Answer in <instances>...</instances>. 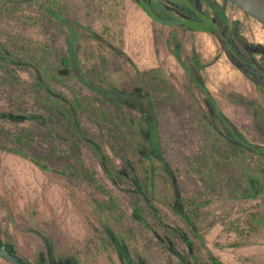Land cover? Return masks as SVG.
Segmentation results:
<instances>
[{
	"label": "rangeland",
	"instance_id": "obj_1",
	"mask_svg": "<svg viewBox=\"0 0 264 264\" xmlns=\"http://www.w3.org/2000/svg\"><path fill=\"white\" fill-rule=\"evenodd\" d=\"M2 1L5 5L21 1L14 14L0 7L2 41L7 39V32L17 33L30 45L49 43L58 56L68 52L74 37L81 49L91 45L94 59L90 62L105 67V78L98 81V87L112 89L111 97L119 95L124 100L123 109L116 115L132 122L140 154L132 164L130 159L125 180L111 182L90 147L81 145L86 164L124 209L120 222L115 213L101 209L95 202L94 197L104 200L106 194L97 192L73 168L66 169L65 163H52L44 169L29 158L0 149V243L34 264H125L123 250H127L133 264H184L180 255H186L188 264H216L213 258L222 264H264V135L247 110L248 105L264 109V70L253 76L232 61L235 53L245 50L256 62H263L260 49L242 45V35L264 45V22L229 0H165L164 6L161 0H148L147 4L155 6L167 20L187 23L189 18L185 27L155 22L141 7L144 0H121V14L116 20L107 17L109 7L99 0H65L69 17L77 23L70 31L67 24L56 27L50 21L42 5L44 0ZM173 1L185 4L190 10L185 9L187 15L174 11L170 5H175ZM24 15H34L39 20L25 23ZM107 23L110 33L104 32ZM157 25L164 30L162 42L157 39ZM226 36L230 46L224 41ZM78 56L81 64L86 63L84 49L78 51ZM155 66L164 67L181 90L185 82L193 81L199 108L211 127L222 135L229 129L238 140L258 147L257 151L256 147H247L250 157L242 153L225 158L213 149L215 136L190 132L191 128L183 125V115L169 109L151 116L144 112L136 103L140 99L136 88L141 84V70ZM20 76L29 78L27 71H20ZM72 84L78 87L79 82ZM124 86L128 92L122 93ZM81 87L86 94H95L86 85ZM207 96L213 97L226 124L211 110ZM107 105L116 109L114 103ZM13 108L6 97L0 98V126L15 130L17 126L33 125L30 119L9 118L7 112ZM98 108L97 112L105 107ZM93 112L84 115L85 123L102 132L105 151L113 156L118 169L123 168V159L111 148L113 144L121 150L114 126L103 132L90 119L97 116ZM42 129L36 131L38 139ZM65 145L62 142L61 147ZM120 153L124 154V150ZM191 157L200 166L197 184L188 174ZM233 173L240 175L245 187L257 189V196H212L211 202L201 206L194 228L182 214L180 194L193 195L199 184L214 188L223 175ZM139 176L147 178L151 194L149 198L142 196V203L158 209L146 220L133 215L130 198L134 178ZM176 181L181 184L180 194ZM184 235L194 243L193 248L184 241ZM0 264L12 263L0 256Z\"/></svg>",
	"mask_w": 264,
	"mask_h": 264
},
{
	"label": "trees",
	"instance_id": "obj_2",
	"mask_svg": "<svg viewBox=\"0 0 264 264\" xmlns=\"http://www.w3.org/2000/svg\"><path fill=\"white\" fill-rule=\"evenodd\" d=\"M32 1L29 2L32 3ZM99 1L108 5L109 9L106 15L110 20L118 19L121 14V0ZM4 2L0 0V7L4 6V12L7 10L9 14L17 12L21 3L19 1L18 5H5ZM44 4L46 14L50 16V21L56 27L67 24L70 31H72L73 27L77 25L76 21L69 17L70 12L68 10L70 8L65 0H44L42 5ZM141 4L150 14L151 12L145 4ZM2 13L3 11H0V14ZM152 17L158 20L157 17L153 15ZM24 19L25 23L27 21L36 23L39 20L34 15H24ZM110 29V24L107 23L104 32L110 33ZM156 29L158 30L157 39L162 42L164 40V30L158 25ZM7 33V39L5 41L0 40V98L6 97L14 107L7 112L9 118L14 121L17 119H30L33 125L29 127L25 125L17 126L15 130L0 126V149L29 158L44 169L50 168L53 165L52 163H65L66 169L73 168L76 175L96 188L97 192L106 194L104 200L94 197L95 202L101 209L108 208L115 213L121 222L124 218V209L105 184L99 182L95 171L84 161L81 151L82 144L90 147L93 154L100 160L111 182L113 179L125 180L123 175L130 165V159L132 164L133 158L140 154L139 142L135 137L132 122H126L125 116L116 115V111L123 109L124 100H121L119 95L114 96V98L111 97L112 89L98 87V81L105 78L104 65L99 67L96 63L90 62V59H94V55L90 50L91 45L83 46L87 61L81 64L78 51H83V49L80 48L82 46L76 37L73 39L77 43L70 40L68 52L61 53V56H58V53L53 52L49 43L30 45L19 34ZM226 38H229V36H226ZM102 58L104 57L102 56ZM55 59L58 60L57 64L54 62ZM20 71H27L29 78H22ZM84 74L88 75V78L84 77ZM140 76L141 84L136 88V93L140 99L138 101L135 99V101L144 112L149 113L151 116L152 114L157 115L162 109H169L175 114L184 116L183 125L187 126L186 128H191L189 129L190 132H194L198 136L208 133L213 134L215 136L213 149L221 156L231 158L243 153L245 157H250L245 149L256 147L255 145L238 140L236 135L232 134L229 129H227L224 136L211 127L206 115L199 108L198 98L193 90V81L185 82L184 89L181 90L171 74L162 66L142 69ZM194 79L197 80L196 75ZM76 80L79 82L78 87L72 84ZM81 85L93 89L95 94L93 96L86 94ZM61 86L66 87V89H62ZM123 89V91L120 90L122 93L128 92L127 87L124 86ZM100 99H104V101L101 102ZM108 103H114L116 109H110ZM207 104H209L211 110H214L220 122L226 124L225 117H223L213 97L207 96ZM100 106L105 108L97 112L96 109H99ZM91 110L92 112L94 110L93 113L97 116L92 115L90 119L98 123L103 132L104 130L113 129L112 126H114L116 130L114 136L120 139L116 143L121 146V150H124V154H121V150L113 144L111 148L116 155L123 159V168L118 169L113 156L105 151L102 132L89 128L85 123L84 115ZM247 110L253 114L258 128L264 135V109L255 110L252 105H248ZM149 124L151 123L149 122ZM41 128L43 129L38 139L36 131ZM62 142L66 143L65 147H61ZM257 149L258 147L254 150L257 151ZM29 151H32V154ZM193 159L192 157L189 159L188 174L191 175V180L197 184V171L200 170V166ZM48 161L49 163H47ZM134 179V192H130L133 215L146 220L147 216L155 214L158 209L151 204L142 203V196L144 198L151 196L147 178L139 176ZM175 183V187L178 188L180 194L181 184L179 181ZM257 193V189L252 190L243 185L239 174H226L217 181L214 188L210 189L207 184H199L198 190L193 195L180 194L182 214L196 228L201 206L211 202L212 196L223 195L226 198L239 199L256 197ZM252 228L254 229L253 226ZM127 233L130 234L131 231L128 230ZM183 238L193 248L194 243L185 235ZM122 254L125 256L123 260L125 264H133L127 250H123ZM185 256L180 255V261L188 264ZM213 259L216 264H222L217 258ZM172 264L177 263L172 262Z\"/></svg>",
	"mask_w": 264,
	"mask_h": 264
},
{
	"label": "flooded vegetation",
	"instance_id": "obj_3",
	"mask_svg": "<svg viewBox=\"0 0 264 264\" xmlns=\"http://www.w3.org/2000/svg\"><path fill=\"white\" fill-rule=\"evenodd\" d=\"M161 1H163V2H161ZM159 3L162 5V6H164L163 5V3L165 4V0H161ZM165 1V2H164ZM147 2H148V0H144V4H145V6H146V8L148 9V10H150V16L152 17V15L153 16H155V17H157L158 18V20H156L154 17H152V19H154L155 21H157L158 23H164V24H170V23H165L164 21H171V20H167L166 18H165V16H163V15H161L160 14V11H158L156 8H155V6H150V5H148L147 4ZM175 2V5H172V4H170L171 5V7H173L174 8V11H177L178 13H180L181 15H187L186 13V11H185V9L187 10L188 8L185 6V4H182L181 2H179V1H173V3ZM187 2H189V1H187ZM140 5H141V7H143L142 6V4L140 3ZM167 7H169V5H166ZM143 9H145L144 7H143ZM189 10V9H188ZM146 11V10H145ZM190 11V10H189ZM147 12V11H146ZM165 15V14H164ZM187 17V16H186ZM187 23L186 22H182V21H179L178 23H180L178 26H183V27H185V26H188V24L190 23L189 21H190V19L189 18H187ZM174 22H177V21H174ZM173 25H177V24H173ZM187 28V27H186ZM236 32H237V30H236ZM222 34H224L223 32H221ZM223 36V35H222ZM231 36V35H230ZM234 36H232V38H233ZM242 40H244L241 44L242 45H244L245 46V48H247V47H250L251 49L252 48H258V49H260L261 51H262V61L263 62H256L255 61V59H253L249 54H247V53H245V50H244V52H239V53H235L234 54V57H235V60H232L233 62H234V64L235 65H237V66H239L243 71H245L246 73H253V76H254V73L255 72H258V74H259V72L262 74L263 73V70H264V45L263 44H261V45H259V44H256V43H253V42H250L244 35H242ZM228 45L230 44L229 43V40H228V38H226L225 40H224ZM245 42V43H244ZM230 46V45H229ZM235 61H237V63L235 62ZM255 76H260V75H255ZM260 77H262L263 78V75H261ZM264 80V79H263ZM257 81V80H256Z\"/></svg>",
	"mask_w": 264,
	"mask_h": 264
},
{
	"label": "water",
	"instance_id": "obj_4",
	"mask_svg": "<svg viewBox=\"0 0 264 264\" xmlns=\"http://www.w3.org/2000/svg\"><path fill=\"white\" fill-rule=\"evenodd\" d=\"M236 6L240 7L247 13L253 15L258 20L264 22V0H229ZM165 23L177 24L174 21H164ZM0 256L12 264H34L29 261L22 260L19 256L10 251L5 243H0Z\"/></svg>",
	"mask_w": 264,
	"mask_h": 264
}]
</instances>
